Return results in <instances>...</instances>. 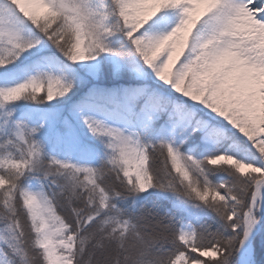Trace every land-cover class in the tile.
Wrapping results in <instances>:
<instances>
[{
    "label": "snow or ice",
    "instance_id": "obj_1",
    "mask_svg": "<svg viewBox=\"0 0 264 264\" xmlns=\"http://www.w3.org/2000/svg\"><path fill=\"white\" fill-rule=\"evenodd\" d=\"M0 264H264V0H0Z\"/></svg>",
    "mask_w": 264,
    "mask_h": 264
}]
</instances>
